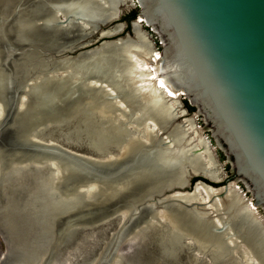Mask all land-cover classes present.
Instances as JSON below:
<instances>
[{"label": "water", "instance_id": "95a60500", "mask_svg": "<svg viewBox=\"0 0 264 264\" xmlns=\"http://www.w3.org/2000/svg\"><path fill=\"white\" fill-rule=\"evenodd\" d=\"M135 1L133 5L136 7L137 13L132 23L133 37L135 35L134 24L138 21L137 18H141L143 20L141 24L144 23L147 27L151 28V31L154 32L161 42L162 49L159 51L167 60L178 79L177 81L176 78H171L174 82V87L181 93L178 103L182 104V100L189 101L190 106L196 108L197 114L204 117L211 132V140L222 150L230 162L234 180L251 198L247 197V193L243 192L231 178L227 179L226 184L221 185V181L212 180L205 175H191L193 165H190V160L186 153H181L177 148L166 149V147H172L173 140L170 139L168 140L170 145L166 142L165 144L164 141L160 143L162 148H151L150 145H147V142H142L146 146L142 147V150L148 156H152L153 159L158 158L157 162L160 160L158 156L160 153L167 157L165 161L171 162L170 165H173L174 168L176 167V169L182 172L180 177L181 179L183 178L182 180L185 179L186 183L183 182L185 185L173 186L172 181L168 178L169 176H166L164 182L160 183L153 191L154 193L150 192L139 195L128 191L121 198L110 201L111 192L108 184L115 183L112 180L119 177L120 179L128 177L126 178L128 181L130 174L137 171L136 169L133 170L134 167L129 170V163L133 161L125 164L123 168L117 169L120 171V175L115 179L106 178L101 173H92V169L103 170L104 167L102 166L104 165L119 163L121 161L120 149L115 146L118 149L117 154L109 158L99 153L88 144L90 140L83 124L79 127L81 136L83 137L81 141L69 139L65 135L66 131H63L65 134L62 132L57 134L56 141H47L41 139V135L37 134V132L32 134L24 133L22 135L21 132H18L19 124L17 123L20 118L26 116L28 110L34 109L33 112L36 110L33 104L35 102L34 87L37 84H42L47 77L37 72L46 69L50 70L54 75L52 77L55 83L61 82L67 76L68 78H72L77 72H81L82 70L86 71L90 77L93 76L95 84H90L89 86L87 84L84 89L82 88L81 91H85L86 94H82V98L79 99L80 101L72 103L73 105L82 101L92 103L97 93V95L99 94L109 101H122L129 107L127 111L132 113L133 108L137 107L138 102L142 101L140 93L138 91H136L137 93L135 92L134 85H128L129 83L127 82L129 72L126 71V58L124 55L126 56L127 45L134 41L133 37L127 35L125 38L101 42L97 47L80 52L77 56L63 58L52 66L48 65V63L47 65L46 63L38 65L35 62L29 61V56L32 52L38 53L41 55L43 61L42 57L44 56L54 57L55 55H61L66 50L67 52L70 50H51L43 42L37 44L27 42L24 48H16L1 40L2 35L3 38L6 35L4 37L3 31L0 30V121L6 107H8L10 95H14L15 103L12 112L15 114L11 124L8 125V129L14 133L12 144L16 147L14 150L0 149V170L3 168V166L1 167L3 156L7 157L5 160L9 161L10 164L22 163L19 165L20 168L26 165L22 169L29 168L26 170L32 171L36 167H42L48 162L51 165L55 164L53 168H56L60 172L61 178L55 183L53 181V185L61 187L62 190H65V188H72L73 190L72 195L69 197H60L64 202L70 201L71 208L62 210L55 218L58 228L66 225L63 230L53 233L59 239L57 249L74 244L85 230L103 226V224L109 221L106 217L93 218L92 214H100L99 211L117 213L124 207L127 210L125 211L127 214L126 220L120 225L118 232L108 243L105 251L102 252L98 259L92 260V262H95L94 264H115L116 261L119 264H133L131 258L134 259L139 253H141L140 262L147 260V256L153 254L155 247L148 243L150 237L154 236L156 231H153L149 227L146 228L144 225H142V229L140 230L134 228L136 220L144 212L152 214L160 209H173L175 212L180 211L178 213L189 215L182 212L180 210L181 207L183 209H195L200 214L204 213L201 215L196 213L199 214L200 218L205 219L199 220L198 225L210 226L212 233H225L228 237L232 236L233 238L235 236L232 233L228 235V229L232 224H237V221L235 222L237 219L226 221L222 226L213 222L214 217L220 216V212L216 209V199H221V203L225 204L231 190L230 193H233L235 197L238 194L243 195L246 204L245 212L249 215H252L251 208H254V211L262 209L264 212V0ZM99 6L106 8L102 3ZM1 11L2 14L7 13L4 9ZM112 13H119V16L113 20L108 19L109 16L113 17L115 15ZM112 13L109 14L104 22L105 24L121 19L122 13L119 9ZM91 14H94V10L91 11ZM93 17H95V14L87 18L84 17V20H86L84 23L89 25V19ZM73 22H77L75 26H83L80 23V17ZM70 23L71 21L69 23L66 22L64 25H58V23L57 25L61 29H65V25H69ZM119 25H123L120 32L110 36H101L100 39L113 38L121 34L127 27V24L120 23L116 26ZM119 39H122V42L116 41ZM72 51H75V49L70 52ZM15 56L19 57L15 59ZM10 62L13 64L11 69L9 67ZM60 69L69 70L66 71V73L69 72V75L64 74L59 77V73L56 71ZM34 72L37 74L33 82L30 74H34ZM18 74L21 81L19 82V89L15 90L12 89V85L16 81L15 75ZM1 76H4L5 82L1 80ZM68 83L72 88H77L79 85L76 81H72L71 83V80ZM72 98L70 97V99ZM22 99L24 104H21ZM165 101L166 103H171V99H166ZM22 105L24 106L22 107ZM71 105L66 106L65 104L54 102L51 110L40 113L37 109L35 112L37 116L34 115L38 119L43 117L42 121L46 123L47 128L55 125L56 129H58L59 127L57 126L62 121L53 119V117L68 113ZM171 111V116L169 117L172 120L169 123H173L177 119L176 109H172ZM156 114L157 112L154 111L150 113L149 117L159 127H164L162 123L158 122L159 115ZM21 115L24 116L21 117ZM45 116H47V119H45ZM125 116H127V113L124 111L118 114L117 117L120 119L118 121L119 124L122 127L127 126L130 129L129 131L134 132L135 130L125 122ZM132 117L133 115L131 114L130 118ZM72 120L73 118L66 119L65 121L71 123ZM187 125L184 124L185 128L188 127ZM40 129H42V126ZM60 139L68 143L73 142L77 144L83 142L101 160L93 161L88 157L67 150L63 147ZM141 151L135 153L134 160L138 154L142 153ZM174 156L175 158H173ZM155 165L157 168V164ZM173 166H169L168 163L163 162L162 167L169 174ZM195 178H202L209 183L204 180L193 183ZM120 179L116 180V182ZM0 180L4 179L0 178ZM199 182L214 188L226 186L228 192L212 196L208 202H190L179 198H168L176 190L187 191L193 187L194 192ZM231 183H235L238 189L237 192L235 190L236 187L230 189L229 184ZM84 185H95L97 191L91 194L84 193L81 191ZM237 197L239 198V196ZM73 202L76 203L73 204ZM119 202L122 203L118 204ZM113 203L115 205L109 207ZM175 206L178 208L176 209ZM209 206H213V208ZM239 208L235 209L238 210ZM87 213H91L90 217ZM83 214L85 216H82ZM260 218H257L258 220L255 219V222L259 224V229L264 239V220L262 217ZM0 232L7 245L0 264H12L11 261L13 259L11 256L13 252L11 251L8 236L1 228ZM67 235H69L68 238L66 237ZM131 236L132 238L140 239L142 241L141 245L137 247L136 252L130 258L123 257L118 259L120 249ZM227 236H223L224 239H222L228 250L227 256L222 260L231 259L235 264H257V260L264 263V256L261 259L260 256L262 255L259 256L255 244L251 243L252 240H249V243L244 239L242 240L247 248H249V254L246 253V255H250V258H252L247 262L244 257V250L238 246L233 248L232 244L227 241ZM62 237H66L67 240H64ZM51 250L43 257L44 259H52ZM14 258L17 259V255ZM53 260H55L54 257ZM86 263L89 264L91 261ZM154 264L159 263L156 261ZM205 264L216 263L214 260H209Z\"/></svg>", "mask_w": 264, "mask_h": 264}, {"label": "bare ground", "instance_id": "6f19581e", "mask_svg": "<svg viewBox=\"0 0 264 264\" xmlns=\"http://www.w3.org/2000/svg\"><path fill=\"white\" fill-rule=\"evenodd\" d=\"M134 2L136 1L0 0V30L3 31L4 37L6 35L5 38H3L2 35L1 40L9 43L10 46L20 49L25 47L27 42L36 44L44 42L45 45H47L49 42V36L47 34L46 26L48 25L50 26L59 22L69 23V21H71V24L76 25L77 22L73 21L80 17V23H82L83 26H74L73 28L83 30L82 27L85 28L84 22H86L84 17L87 18L88 16H93L94 14H91V11L97 5H101L102 3L103 6L108 5L110 8H113L116 5L120 6V3H122V5H128L129 3L133 6ZM2 9L7 13L2 14ZM112 14L114 15L115 13ZM62 16L66 19L59 21ZM118 16L119 13H116L113 17L109 16L108 19L113 20ZM142 22L143 20L140 18L134 24V41L127 45L128 49L126 51V56L124 55L126 58V71L129 72L127 75V82L129 83L128 85H134L133 88L135 92L138 91V93H140V99L142 100L140 102L141 105L152 106L155 109L157 112L156 115H159L158 119L161 121L159 123H162V126L164 127L161 128L157 124L149 121L150 118H147L146 114L152 113V109H148L145 114L139 113L138 107H135L133 108L132 113H130L127 111L129 107L122 101H109L99 94L97 95V93L96 98H93L92 103L87 101V104L91 105L82 107L83 101L73 105L72 103L80 101L79 94H86L85 91H81L86 84H95L93 76L90 77L86 71L82 70L81 72H77L78 74H82L80 75L81 77L74 76L68 78L67 76V78L63 79L61 82L58 81L56 83L53 82L52 77H46L42 84H37L34 87L35 102H33V104L36 107L35 109H38L40 113H44L46 110H51L54 102L62 103L66 106L73 105H71L68 113L53 117V119L62 121L57 126L59 127L58 129H56L55 125L47 128L45 125L46 123L42 121L44 118L41 117V119H38V117H36L37 113L35 114L36 110L33 112L34 109H30L25 117H23L24 115H21L24 119L20 118L18 120V132H21L22 135H24V133L32 134L37 132V134L41 135L40 138L43 140H56L57 134L60 132L65 134L63 131H66L65 135L69 139L81 141L83 137L81 136L79 127L83 124L90 140L88 144L99 153L108 157L112 146H116L120 149L121 161L119 163L102 166L108 171H115L119 168L121 169L125 164L133 161L135 153L141 151L142 147L145 146V143L143 145L142 142H147V145H150L151 148H162L160 146L161 142L164 141V143L166 142L170 145L168 140L172 139V147H166V149L177 148L181 153H186L188 159L193 164L191 175H205L212 180L222 181L224 179L223 175L225 171H223L222 167L217 162L212 151L211 143L202 135V131L195 126L194 119L188 117V113L183 110L182 105L178 103L181 93L174 87V82L171 80L172 77L176 78V76L167 60L162 56V53L159 50L151 49L150 46H148L141 28ZM122 28L123 25H119L109 31L102 32L100 35H114L120 32ZM116 41L122 42V39ZM67 75H69V72ZM5 78L7 79L6 76ZM1 80L5 82L4 76H1ZM70 80L71 83L72 81H76L79 84L77 88H72L69 85L68 81ZM176 80L178 81L177 78ZM70 97L73 98L70 99ZM166 99H171V103H166ZM174 106L179 108L177 119L179 117H188L185 119L186 124H188V127H186L187 129L184 125L178 124L170 129L169 122H171L172 119L169 116H171V110L174 109ZM137 109L138 111H136ZM121 110L127 113V116L124 117L125 121H127L126 123H128L130 127L133 125L138 127L133 128L135 130L134 132L129 131L130 129H128V127H122L119 124L118 121L120 119H118L117 116L120 112H123ZM131 114L133 115L132 118H130ZM45 117V119H47V116ZM70 117L73 118L71 123L68 122L69 120L65 121L66 119H71ZM165 124H167V126ZM41 126L42 129H40ZM38 129H40V132ZM186 149H189L188 152ZM141 152L144 151L142 150ZM158 156L160 158L158 162L156 161L158 158L155 160L150 157L147 158L146 165L143 166L144 168L137 170L135 173L132 172L128 181L126 179L128 177L125 179L116 177L117 179L112 180L115 181V183L108 184L111 192L109 200L113 201L121 198L128 191L135 192V194L139 195H144L150 192L154 193L153 191L160 183L164 182L166 176H169L168 178L172 181L173 184H171L173 186L185 185V179L182 180L183 178L181 179L180 177L182 172L176 169V167L174 168L173 165H170L171 162H166L165 160L167 157L163 156L162 153ZM173 158H175V156ZM5 159H7V157L3 156L1 160V167L3 166L1 170L4 171L0 170V178L4 179L2 181L0 180V223L4 232L8 236L11 251L14 254L11 256L13 259L11 262L12 264H38L39 262L40 264H57V256L63 247L57 249L59 239L58 236L55 237L53 233L63 230L66 225L58 228L56 226L55 218L62 210L71 208L70 201L64 202L60 197H69L72 195L73 190L72 188H65V190H62L61 187L53 185V181L55 183L61 178L60 172L52 167L55 164L51 165L50 162L47 163L52 167L51 177L47 179L41 174V169L47 164H44L42 167H36L33 177H29L26 175V168L22 169L26 165L20 168L19 165L22 163L10 164L9 161ZM163 162L166 164L168 163L169 166H173L171 167L172 171L169 174L166 173V169L162 167ZM147 163L149 165H151V163L157 164V168H150ZM118 179L120 180L116 182ZM84 186L81 188V191L84 193L91 194L97 191L95 185ZM229 187L230 189L235 188L236 185L235 183H231L229 184ZM235 190L236 192L238 191L237 187ZM223 192H228L226 186L222 188H214L199 182L196 185L194 192L193 190H176L173 191L168 198H179L190 202H208L212 196H218ZM230 192L231 190L229 191L227 202L225 204L223 202L221 203V199H216V209L220 212V216L218 215L214 217L213 222L222 226L226 221L237 219L235 220V222L237 221V224H232L228 229V235L232 233L235 236L234 238L232 236L228 237L225 233L214 234L212 233L210 226L207 227V225L202 224V226L198 225L199 220H205L198 216L200 212H197L195 209H183L182 207L180 210L189 215L178 213L180 211L175 212L173 209H160L152 214L144 212L141 217L136 220L134 228L140 230L142 229V225H144L146 228L149 227L152 228L153 231H156L153 236L155 244L159 248L161 256L167 261L166 264H173L176 262L179 256L183 253V250L188 251L194 259H196L195 257L204 255L212 256L211 258H213L216 264H235L231 259L226 261L222 260L227 256L228 251L227 247H225L222 242V239H224L223 236H227V241L232 244L233 248L238 246L240 249L244 250V257L248 262L252 258H250V255H246L249 248H247L242 240L244 239L249 243V240L251 241L252 239L244 235V230L249 222L251 227L255 229L253 232H255L261 240L263 235L261 234V231L258 230L259 224L255 222V219L258 220L261 216L257 211H254V208H251L252 215L247 214V216L243 217L245 215L243 212H245L246 209L243 195L238 194L237 196H239V198L237 196L236 198L234 194H231ZM75 203L76 202H73V204ZM209 207L213 208V206ZM237 207L240 208L236 210L235 208ZM175 208L177 209L178 207L175 206ZM231 210H234V212L232 213ZM99 212L100 214H92V217H106L109 220L117 217V219H121V222L127 217L126 213L118 215V213L110 214L106 211ZM87 215L90 217L91 213H87ZM82 216L85 215L83 214ZM107 224L108 223L103 225ZM253 236L256 235L253 234ZM66 237L68 238L69 235ZM66 237L62 238L67 240ZM136 240L137 238L128 239L126 243L127 245L129 243L134 244L137 242ZM141 243L142 241L140 240L138 246L141 245ZM256 243L257 242L253 241L255 246ZM50 249H52V259H44L43 257ZM258 250L260 251L261 249L257 248V252H259ZM261 251L264 252V248ZM262 252L258 253L259 256L262 255L260 256L261 259L264 256ZM140 254L141 253H139L138 256H140ZM15 255H17V259L14 258ZM119 255L117 257L118 259L120 258ZM53 257L55 260H53ZM146 259L147 260H143V262L155 260L154 252L153 254L148 255ZM257 261V264H264L259 260ZM91 263L94 264L95 262L91 261ZM65 264H69V261ZM115 264L119 263L116 261Z\"/></svg>", "mask_w": 264, "mask_h": 264}, {"label": "rangeland", "instance_id": "374dc122", "mask_svg": "<svg viewBox=\"0 0 264 264\" xmlns=\"http://www.w3.org/2000/svg\"><path fill=\"white\" fill-rule=\"evenodd\" d=\"M135 8L136 7L134 5L131 6V4H129V3H128V5H125V4H123V5L121 4L120 6L116 5L113 8H110L108 5L106 6V8L105 7L103 8L99 5H97L95 8H93L95 17L89 19V22H91V23H89V25L84 24L85 28L83 27V30L73 28L75 25L71 24V23L69 25H65V29H61V27L58 26L59 24L64 25L66 22H64V23L59 22L58 25H57V23H54L53 25H50V26L48 25V26H46V29H47V34L49 36V42L47 43V45H45V43L43 42V44L45 46L51 48V50L52 49H54V50H56V49L57 50L58 49L59 50L69 49L71 51V50L75 49V51H72V52L68 51L67 52V50H66L61 55H55L54 57L44 56V57H42L43 61L41 59L40 54L32 52L31 55L29 56V61L35 62L38 65H42L44 63H46V65H47V63H48V65L53 66L55 62H58V61L62 60L63 58H68L71 56H77V54L80 52H83V51H86V50H89V49H92L94 47L99 46L101 42L108 41V40H115L117 38H125L127 35H131L133 37L132 23L134 21L128 22L127 20H125V18L128 17L129 15H132L133 13H137V10ZM118 9L122 13L121 19L118 21H115V22H108L105 24L104 22L108 18L109 14H111L112 11L115 12ZM62 17H61V19H59V21H63L64 19H66V18H64V17L62 18ZM93 20H94V22H93ZM137 20H139V19L137 18ZM120 23H126L127 24V27L124 29V31L121 34L114 36L113 38H102V39H100V37H101L100 34L102 32L108 31V30L116 27V25H118ZM77 26L79 27V25H77ZM66 28H68V29H66ZM141 28H142V32L144 34V38L146 39L148 46H150L151 49H158L161 51L162 44L159 41V39L157 38V36L154 34V32L151 31V28L147 27V25H145L144 23L142 24ZM82 35H83V37H82ZM89 44H91V45L86 46ZM18 57L19 56H15V59H17ZM12 66H13V64H12V62H10V64H9L10 69ZM41 67H43V66H41ZM66 71L67 70L60 69V70H57L56 72L59 73L58 76L60 77L61 75L68 74V73H66ZM37 73H42L47 77L54 76L51 73V71H49L48 69L40 70ZM37 73L34 72V74H30L31 79L33 78L32 79L33 82L35 80ZM80 75H82V74L76 73L75 77H81ZM15 77H16V81L13 82L12 89L16 90V89H19V82L21 80H20L19 74L15 75ZM37 79H39V77H37ZM33 82H32V84H33ZM35 83H34V85H35ZM85 86H87V84ZM104 86H106V85H104ZM14 98H15L14 95H10V97L8 99V101H9L8 107H6V109L3 113V117L1 118V121H0V123H1L0 129L3 128L2 130H0V149H7V150L16 149V147H14V144H12V140L14 138V133L12 130L8 129V125L11 124V121L13 120L14 114H15L14 112H12L13 107H14V103H15ZM79 98H82V94H79ZM186 102H188V104H189V101H183L182 100V104H181L182 109L187 111L188 117H190L191 119L192 118L194 119L195 126L197 128H199V130L202 131V135L207 140H209V142L212 145V149H213L212 151L216 157L217 162L220 164L223 171H225L224 172L225 176L223 175L224 179L221 181L222 182L221 185L226 184L228 178H231L232 180H234V176L232 173L230 162L227 159V157L225 156V154L222 152V150L218 146H216V144L211 140V132H210L208 125L206 124V122L204 120V117L199 116L196 111L191 112L187 108ZM22 103L24 104L23 99L21 101V104ZM82 103H83L82 107L91 105V104H87V102H82ZM23 106L24 105H22V107ZM137 107H138L139 111H138V109L136 111H138L139 113H145L146 114L148 109H152L151 112L155 111V109L152 106H144V105H141L140 102H138ZM174 109H176V111H177L176 113H178L179 108L174 106ZM146 115H147V118H150V120H149L150 122L157 124L156 122H154L151 119V117H149L150 113H148ZM188 117H181V118L179 117L173 123H169L170 129L177 126L176 124H178V125L186 124L185 119H187ZM125 122H127V121H125ZM158 122H161L160 119H158ZM167 124H165V125L167 126ZM127 125L130 126L128 123H127ZM124 127H127V126H124ZM132 128H138V127L136 125H133ZM47 141H49V140H47ZM53 141H56V140H53ZM60 142H62L63 147H65L67 150L72 151L73 153L88 157L89 159H91L93 161H99L100 160L99 156H97L89 148H87L83 142L77 143V144L73 143V142H71V143L70 142L69 143L64 142V140H61ZM114 147L115 146L110 148V152H109L110 154L108 155V158L114 157V155L117 154L118 149L114 148ZM18 150H21V149H18ZM188 150H187V152H188ZM220 151L223 153L224 158H222V156L220 155V153H219ZM140 154H138V156L136 157L135 160H133L132 163H129L130 164L129 167L131 169H132V167H134L133 170L134 169L139 170L141 168H144L143 166L146 165V159L149 157L151 159H153L152 156H148L145 152H142ZM189 157H190V155H189ZM144 161H145V163H144ZM191 164L192 163L190 161V165ZM147 165L150 168H156L155 164H153V163H151V165H149L147 163ZM52 167L49 164H47L44 168L41 169V174H43V176L47 179L50 178L51 173H52ZM130 168H129V170H131ZM26 169H29V168H26ZM26 169H25L26 175L29 177H33V175L35 174L34 170L32 171V170H26ZM106 172H108V173H106ZM92 173H101V175H103L109 179H115L117 176L120 175L119 170L108 171V170H104V169L103 170H97L96 168L92 169ZM109 174H111V175H109ZM235 183H237V182L235 181ZM192 185L194 186V184H192ZM237 185L243 192H246L238 183H237ZM192 188L188 189L187 191H192L193 190ZM247 197L251 198L248 195V193H247ZM120 203H122V202H119L118 204H120ZM114 205L115 204L113 203L112 205H110V207H113ZM125 211H127V210L124 207H122L121 211L117 212V213H118V215H121V214L123 215V213H125ZM257 212L260 213L262 219L264 220V212L262 211V209H258ZM243 213L245 214L243 217L247 216V214H248L247 212H243ZM110 214H116V212L110 213ZM125 220H123L122 222H124ZM122 222H121L120 218L117 219V217H115L113 219H110L108 221L107 225H103L100 227L90 228V229L85 230L84 232H82L81 237L77 240V242H75L74 244H72L70 246L63 247L60 250V253L56 259V263L57 264H65L66 262L69 261V264H84L88 261L98 259L99 256L102 254V252L105 251L108 243L111 241V239L114 237V235L118 232ZM0 228L3 230L1 223H0ZM237 230H238V228H237ZM254 230L255 229H253L251 227V224H249V222H248L246 227H245V230H244V235L246 237L248 236L249 238L252 239V244H253V241L257 242L256 243L257 248L262 250L264 248V245H263L264 239L261 238V240H260V238L257 236V234L255 232H253ZM258 230H260V229H258ZM3 232H4V230H3ZM253 234H255L256 236H253ZM128 239H132V236L129 237ZM136 241L137 242H135L134 244L129 243L127 245V243H126L122 247V249L120 250V255H119L120 258H123V257L130 258L132 256V254H134L136 252L138 244L140 243V239L137 238ZM146 242L148 243V241H146ZM258 242H259V244H258ZM148 244L155 247L154 248L155 250L153 251L154 255H155V260L140 262V256H137L134 259L131 258L132 263L133 264H154L157 261V263H159V264H166L167 261L161 256L159 248L156 246L153 236L150 237V241ZM6 248H7V245H6L5 240L2 236V233L0 232V262L3 258V255L6 252ZM261 250L260 251L258 250V251L262 252ZM262 253L264 254V252H262ZM211 257L212 256L201 255L199 257H195L196 259H194L188 251L183 250V253L179 256L178 260L176 262H174L173 264H205L207 261L213 260Z\"/></svg>", "mask_w": 264, "mask_h": 264}, {"label": "trees", "instance_id": "16d2710c", "mask_svg": "<svg viewBox=\"0 0 264 264\" xmlns=\"http://www.w3.org/2000/svg\"><path fill=\"white\" fill-rule=\"evenodd\" d=\"M135 18H136V13H133L132 15H129L128 17H126L125 20H127L128 22H131V21H133ZM186 104H187V108H188L191 112H195V111H196V108L191 107V106L188 104V102H186ZM219 153H220V155L222 156V158H224L223 153H222L221 151H220ZM199 180H204V179H202V178H195V179L193 180V183H195L196 181H199ZM204 181H205V182H208L207 180H204ZM208 183H209V182H208Z\"/></svg>", "mask_w": 264, "mask_h": 264}]
</instances>
